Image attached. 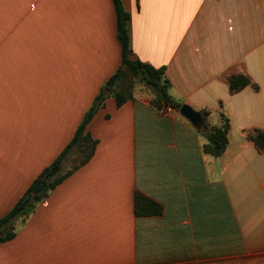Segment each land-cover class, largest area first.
Wrapping results in <instances>:
<instances>
[{
  "label": "crops",
  "instance_id": "0c3cea01",
  "mask_svg": "<svg viewBox=\"0 0 264 264\" xmlns=\"http://www.w3.org/2000/svg\"><path fill=\"white\" fill-rule=\"evenodd\" d=\"M121 1L137 57L207 128L154 104L155 89L120 107L106 89L94 156L16 220L0 264H264V151L249 137L264 131V0ZM121 64L114 0H0V219ZM237 76L250 83L232 92ZM225 119L213 156L206 133ZM137 193L162 214L137 216Z\"/></svg>",
  "mask_w": 264,
  "mask_h": 264
},
{
  "label": "trees",
  "instance_id": "16d2710c",
  "mask_svg": "<svg viewBox=\"0 0 264 264\" xmlns=\"http://www.w3.org/2000/svg\"><path fill=\"white\" fill-rule=\"evenodd\" d=\"M117 11V27L118 39L122 48V64L107 82L105 88L96 98L91 110L86 114L83 122L79 126L75 137L60 156L46 167L38 179L32 184L27 193L20 199L14 208L2 219H0V243L8 242L17 235L15 222L20 217H27L34 212L36 206L49 196V193L65 181L72 173L81 166L88 163L94 156L98 140L94 139L89 132L87 126L91 122L94 115L103 105L106 99V88L111 91L110 95L116 100L117 106L120 107L124 103L133 99L129 89L122 86V82L127 76L135 78L137 81L146 83L157 92V97L153 100L154 104H164L166 107L181 109V103L172 100L168 93L169 82L164 78L165 68H155L154 66L141 61L135 54L131 46V36L129 31L130 14L124 9L121 0H114ZM250 83L245 76L233 77L230 80L231 91L236 92L246 87ZM203 112V115H207ZM206 126L199 131H204ZM230 122L225 119V123L221 127H214L209 133H206L208 142L204 146V150L213 155L220 156L227 149L229 139ZM255 143L257 148L264 151V131L258 130L255 134L249 136ZM74 152L76 159L73 166L66 170L71 153ZM45 182L46 188L42 193L33 196L32 192L39 182ZM162 206L152 199L136 194L135 197V213L137 216H154L162 214Z\"/></svg>",
  "mask_w": 264,
  "mask_h": 264
},
{
  "label": "rangeland",
  "instance_id": "374dc122",
  "mask_svg": "<svg viewBox=\"0 0 264 264\" xmlns=\"http://www.w3.org/2000/svg\"><path fill=\"white\" fill-rule=\"evenodd\" d=\"M122 86L126 89H129V91L132 93L134 97L139 96H148V95H154L156 94L155 90L148 86L146 83H142L140 81H137L135 78L127 76L124 81L122 82ZM108 89V88H106ZM76 159V155L74 154L69 162L66 165V170L70 169L73 166V163ZM18 222L15 223V226H18Z\"/></svg>",
  "mask_w": 264,
  "mask_h": 264
},
{
  "label": "water",
  "instance_id": "95a60500",
  "mask_svg": "<svg viewBox=\"0 0 264 264\" xmlns=\"http://www.w3.org/2000/svg\"><path fill=\"white\" fill-rule=\"evenodd\" d=\"M181 115L189 120L193 126L197 129H202L204 127V118L202 114L196 110H194L190 105L184 104L180 109ZM46 188V183L41 181L38 183L36 188L33 190V196L42 193V191Z\"/></svg>",
  "mask_w": 264,
  "mask_h": 264
}]
</instances>
